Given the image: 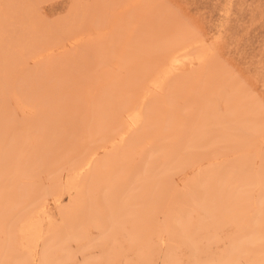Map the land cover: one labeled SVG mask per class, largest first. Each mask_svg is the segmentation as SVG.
I'll use <instances>...</instances> for the list:
<instances>
[{
  "label": "rangeland",
  "instance_id": "1",
  "mask_svg": "<svg viewBox=\"0 0 264 264\" xmlns=\"http://www.w3.org/2000/svg\"><path fill=\"white\" fill-rule=\"evenodd\" d=\"M0 264H264V0H0Z\"/></svg>",
  "mask_w": 264,
  "mask_h": 264
},
{
  "label": "bare ground",
  "instance_id": "2",
  "mask_svg": "<svg viewBox=\"0 0 264 264\" xmlns=\"http://www.w3.org/2000/svg\"><path fill=\"white\" fill-rule=\"evenodd\" d=\"M201 40H194L192 43L190 44H184L178 47V49H176L175 51H172L171 53L168 54V59L166 61L167 66H169V68L167 67L166 69V73L168 75L173 73V66H179L181 63V58H180V52H186L187 49H189V51H191V53L193 52L196 56V59L199 62V65H203L204 61H203V55L202 53L204 52L203 48L201 47ZM188 51V52H189ZM145 97H146V92L139 94L137 100H134L132 103H130L129 105L127 104L125 107V111L129 112V114L132 113H136L139 114V111L141 109V107L143 106V103L145 101ZM126 129H128V126L126 127ZM116 135L110 137L108 140L111 139H115ZM95 154V152L93 151L92 153L89 154V160L87 163H85V165H88L90 160L92 159V156ZM35 254V251H34Z\"/></svg>",
  "mask_w": 264,
  "mask_h": 264
}]
</instances>
